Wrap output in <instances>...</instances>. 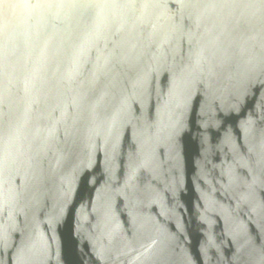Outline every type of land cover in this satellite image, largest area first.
Here are the masks:
<instances>
[{
  "label": "water",
  "instance_id": "water-1",
  "mask_svg": "<svg viewBox=\"0 0 264 264\" xmlns=\"http://www.w3.org/2000/svg\"><path fill=\"white\" fill-rule=\"evenodd\" d=\"M0 264H264V0H0Z\"/></svg>",
  "mask_w": 264,
  "mask_h": 264
}]
</instances>
